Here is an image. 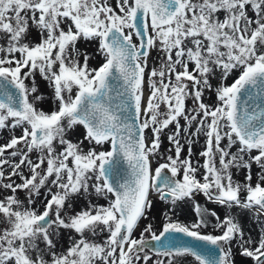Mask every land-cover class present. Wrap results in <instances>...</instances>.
Instances as JSON below:
<instances>
[{
	"label": "snow or ice",
	"instance_id": "6c2138e0",
	"mask_svg": "<svg viewBox=\"0 0 264 264\" xmlns=\"http://www.w3.org/2000/svg\"><path fill=\"white\" fill-rule=\"evenodd\" d=\"M0 139V264H264V0H0Z\"/></svg>",
	"mask_w": 264,
	"mask_h": 264
},
{
	"label": "rangeland",
	"instance_id": "374dc122",
	"mask_svg": "<svg viewBox=\"0 0 264 264\" xmlns=\"http://www.w3.org/2000/svg\"><path fill=\"white\" fill-rule=\"evenodd\" d=\"M82 46H83V47H87L89 51H92L93 48H94V45H82ZM152 55L155 56L156 53L153 52ZM92 63L95 64V61H92ZM41 90H42V91H46V89L43 87V85H42ZM206 102H210V101H207V99H206ZM45 107H47V105H46ZM19 134H20V132H19V130H17L16 135H19ZM3 135H4V137H7V136H8V133H7V132H4ZM75 135H76V134H73V136H75ZM162 139H163V144H162V151H163V150H165V149L168 148V142H167V140H166L165 137H162ZM0 142H3V140L0 139ZM202 143H203V138H201L200 143H198V144H196V145L193 146V152H194L193 160H196V159L198 158L197 155H195V154L198 153V152L200 151V145H201ZM185 153H186V149H185ZM255 171H256V169H255V167H253V172H255ZM237 179H242V176L238 175V176H237ZM17 182H18V181H17ZM20 195H21V197H23L24 194H23V193H20ZM203 202H204V201H203V198H201V203H203ZM100 203H104V201L101 200ZM208 207H212V205H208ZM161 208H162V205H161L159 202H157V203L154 205V208H153V214H152V215H153V219H152V223H153L157 228H159V227L162 226L160 222H161V220L163 219V217L160 216V214H159V210H160ZM218 211H222V210H219V209H218ZM180 219H181L182 221H185V222H191V220L194 219V216L181 214V215H180ZM145 223H146L145 221H142V222H141V228H140V229H137V232H136V235H137V236L139 235V231L143 228V226H144ZM252 227L254 228L255 225H253ZM208 231H211V229L209 228ZM245 231H248V226H247V225L245 226ZM252 234L255 235V234H256L255 231H254ZM234 251H235V249H234ZM151 254L154 255V253H151ZM234 259H235V264H251V261H246V260H244V258H242V257L238 254V252H237L236 255L234 256ZM188 260L191 261L192 258L189 257Z\"/></svg>",
	"mask_w": 264,
	"mask_h": 264
},
{
	"label": "water",
	"instance_id": "95a60500",
	"mask_svg": "<svg viewBox=\"0 0 264 264\" xmlns=\"http://www.w3.org/2000/svg\"><path fill=\"white\" fill-rule=\"evenodd\" d=\"M179 239L181 240V241H184V240H190V238H187V237H179ZM193 243H197V242H193ZM149 247H152V245L150 244V246ZM153 253H154V251H153Z\"/></svg>",
	"mask_w": 264,
	"mask_h": 264
}]
</instances>
